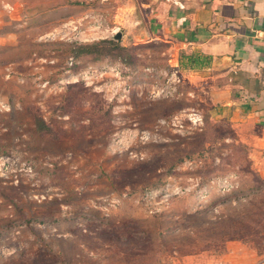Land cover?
Returning a JSON list of instances; mask_svg holds the SVG:
<instances>
[{
    "label": "rangeland",
    "instance_id": "1",
    "mask_svg": "<svg viewBox=\"0 0 264 264\" xmlns=\"http://www.w3.org/2000/svg\"><path fill=\"white\" fill-rule=\"evenodd\" d=\"M139 2L0 0V264L264 252V176L169 44L141 36ZM106 38L131 57L73 53ZM174 67L182 82L155 95Z\"/></svg>",
    "mask_w": 264,
    "mask_h": 264
},
{
    "label": "crops",
    "instance_id": "2",
    "mask_svg": "<svg viewBox=\"0 0 264 264\" xmlns=\"http://www.w3.org/2000/svg\"><path fill=\"white\" fill-rule=\"evenodd\" d=\"M141 32L169 44L190 93L216 109L264 176V0H140ZM199 91V92H197ZM225 264H264L234 241Z\"/></svg>",
    "mask_w": 264,
    "mask_h": 264
},
{
    "label": "trees",
    "instance_id": "3",
    "mask_svg": "<svg viewBox=\"0 0 264 264\" xmlns=\"http://www.w3.org/2000/svg\"><path fill=\"white\" fill-rule=\"evenodd\" d=\"M72 49L76 57H79L84 54H94L96 58H100L115 53L116 55L120 56L122 59L125 60L131 57V55L129 54L130 47L122 45L119 39L114 38L100 39L89 43H77V45L74 46ZM38 128L47 129L48 125H46V123L40 120V122L38 121Z\"/></svg>",
    "mask_w": 264,
    "mask_h": 264
},
{
    "label": "built area",
    "instance_id": "4",
    "mask_svg": "<svg viewBox=\"0 0 264 264\" xmlns=\"http://www.w3.org/2000/svg\"><path fill=\"white\" fill-rule=\"evenodd\" d=\"M169 86H167L166 88H163L161 90L157 89V88H153V93L155 95H158L160 93V91H164V90H168L169 91H174L176 89V87L182 82V78L180 76V72L179 69L177 67H174L171 71H170V77H169ZM177 193L181 192V190L176 191Z\"/></svg>",
    "mask_w": 264,
    "mask_h": 264
},
{
    "label": "water",
    "instance_id": "5",
    "mask_svg": "<svg viewBox=\"0 0 264 264\" xmlns=\"http://www.w3.org/2000/svg\"><path fill=\"white\" fill-rule=\"evenodd\" d=\"M136 12H137V21H138V24L140 25V28H142L143 27V19H142V16H141L138 8H137V11ZM120 36L121 35L118 34L116 37L120 38ZM141 36L144 37L145 35L143 33H141Z\"/></svg>",
    "mask_w": 264,
    "mask_h": 264
}]
</instances>
